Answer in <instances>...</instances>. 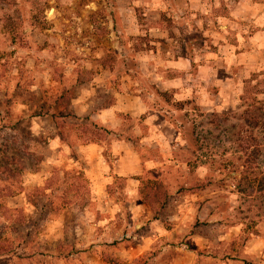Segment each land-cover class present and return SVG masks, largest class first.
<instances>
[{
  "label": "rangeland",
  "instance_id": "374dc122",
  "mask_svg": "<svg viewBox=\"0 0 264 264\" xmlns=\"http://www.w3.org/2000/svg\"><path fill=\"white\" fill-rule=\"evenodd\" d=\"M85 1L0 0L3 205L7 203L5 193L23 188L31 172L45 167L47 157H77L76 152L50 151L49 139L60 133L65 142L75 145L84 135H96L104 142L113 137L97 130L93 121L73 114L71 97L94 72L85 66L137 67L141 62L137 52L149 46V37H123L118 26L111 28L108 23L107 0H99L101 7L94 12L85 9ZM210 28L213 23L204 22L196 32L183 34L181 47L190 65L173 72L177 86L157 91L158 99L149 102L160 116L155 134L143 122L144 115L123 116L115 132L134 144L144 167L139 178L163 183L167 200L158 219L175 232L155 242L134 263L115 255L119 249L116 238L93 248L91 230L74 229L98 224L128 230L131 214L122 190L124 181L118 178L109 187L122 205L110 219L111 214L102 212L101 203L92 199L83 173L55 164L47 181L50 192L29 190L34 208L21 207L19 216L0 208V246L5 250L0 252V264H95L94 252L100 253L105 264H175L177 248L182 245L195 250V264H258L264 259V195L260 193L264 189V146L259 154L253 146H238L240 136L250 135L244 133L246 128L238 117L245 108L242 104L264 99V21L256 26L262 31L255 51L248 54L252 41H238L239 50L247 53L239 64L228 60V53L219 47L223 41L212 39ZM122 74L114 73L118 79ZM58 219L64 234L47 239V222ZM123 238L129 240L125 234ZM196 240L207 244L195 246ZM245 247L247 252H243Z\"/></svg>",
  "mask_w": 264,
  "mask_h": 264
},
{
  "label": "crops",
  "instance_id": "0c3cea01",
  "mask_svg": "<svg viewBox=\"0 0 264 264\" xmlns=\"http://www.w3.org/2000/svg\"><path fill=\"white\" fill-rule=\"evenodd\" d=\"M107 3L110 8L107 19L111 28L118 26L123 37L147 35L149 46L144 45L145 47L137 52L141 62L135 68L122 65L123 68L118 70L113 65L85 66L89 70L93 68L94 72L89 80L83 81L75 96L71 97V108L73 114L85 121H93V124L106 129V133L112 134L113 137L108 142L101 138L89 141L79 139L78 144L70 145L59 133L55 138L49 139V150L76 152L77 157H65V163L56 156L54 159L47 157L45 167L31 172L28 179L22 183L23 188L5 199L9 208H34L29 200V190L43 187L51 174L50 167L57 164L62 165L64 169L76 168L83 173L92 189V199L101 203L102 212H109L111 219L121 211L122 205L115 201L109 187L116 179L122 178V190L128 200L131 214L129 229L124 232L114 227L85 224L76 226L74 231L91 230L92 240L89 242L93 244V248H101L106 245L105 242L116 238L119 249L115 255L127 263H134L135 259L149 252L155 242H160L167 234L175 232V229H167L158 218L153 217L150 206L139 201V176L144 167L132 141L119 138L115 132L119 130L123 116L126 115H144L143 122L148 124L151 132L155 134V130L159 129V111L151 110L149 102L158 99L157 91L177 86V77L173 76V72L189 67L190 61L181 47L182 36L186 32H196L204 22L213 23V28L208 30L210 36L217 40V43L222 40L223 43L219 44V47L228 53L229 61L234 60L238 64L242 61L240 58L247 55L246 51L239 50L241 42L238 41H252L248 54L255 51L258 46V34L262 31V28L256 26L264 21V0H107ZM84 7L87 11L94 12L100 9L101 5L99 0H87ZM180 26L184 28L181 29ZM248 29L251 31L245 35ZM232 38L237 41L230 42ZM118 71L123 73L120 79L114 75ZM140 72L149 80H144ZM170 72L172 75L167 76ZM148 166L150 168V165ZM46 192H50V189L46 188ZM27 210L28 213L32 212V209ZM63 228L60 219L57 222H47L44 228L46 238L62 236ZM115 233L117 235H114ZM124 234L129 240H124ZM194 244L206 245L207 241L196 240ZM177 249L179 254L174 260L175 264H195L193 256L196 255L193 248L182 245ZM247 249L245 247L243 252H247ZM99 254H93L95 264H105ZM259 261L258 264H264V259Z\"/></svg>",
  "mask_w": 264,
  "mask_h": 264
},
{
  "label": "trees",
  "instance_id": "16d2710c",
  "mask_svg": "<svg viewBox=\"0 0 264 264\" xmlns=\"http://www.w3.org/2000/svg\"><path fill=\"white\" fill-rule=\"evenodd\" d=\"M242 99V98H241ZM244 102V99H243ZM245 105V108L243 111L238 114L239 119L243 120L242 127H245L243 130L244 133H250L249 136H240L238 139V146L241 147L242 149H248L250 146H253L255 148L256 153H261L262 152V147L264 146V99H253L251 102L243 103L242 106ZM94 127L97 126L93 123H91ZM101 128L97 129L100 130ZM104 132L107 130L106 129H101ZM254 131L255 134H252ZM260 137H258V135ZM96 138H101V137H96V135H84V141H89V140H95ZM244 142H248L246 145ZM253 160V159H252ZM243 167L245 168L243 173V179L247 181L246 179V172H247V167L243 164ZM230 175V174H229ZM49 179V178H48ZM48 179L45 181V184L43 187H36L40 188L42 190H45L48 188ZM241 182V179L239 178L238 183ZM264 186V183L262 184ZM20 189V188H19ZM19 191V190H17ZM17 191H7L4 195V198L14 195ZM139 197L141 199V202L146 203L150 206L151 210L153 211V217L158 218L159 214V209L162 208V205L166 203L167 200V193L164 190L163 183L158 180V179H140V185H139ZM262 195H264V189L261 190L260 192ZM158 204L157 209H155V205ZM2 205V206H1ZM0 208H3L4 212H14L17 213L19 216V213L22 211V208H9L6 205H3V202L0 201ZM6 215V214H5ZM9 218V217H8ZM2 247L0 246V249ZM3 250L0 252H3Z\"/></svg>",
  "mask_w": 264,
  "mask_h": 264
}]
</instances>
